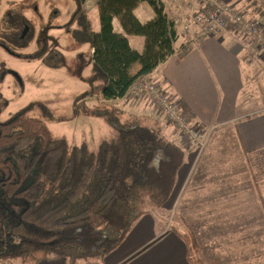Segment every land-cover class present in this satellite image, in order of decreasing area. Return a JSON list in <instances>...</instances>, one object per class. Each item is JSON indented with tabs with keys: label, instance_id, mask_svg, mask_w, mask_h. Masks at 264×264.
Listing matches in <instances>:
<instances>
[{
	"label": "trees",
	"instance_id": "16d2710c",
	"mask_svg": "<svg viewBox=\"0 0 264 264\" xmlns=\"http://www.w3.org/2000/svg\"><path fill=\"white\" fill-rule=\"evenodd\" d=\"M73 2L69 31L79 45L88 46V80L105 102L122 99L137 78L151 74L173 54L184 58L191 49L187 42L174 47L178 35L163 0H98V33L89 25L86 0ZM140 2L155 13L144 24L132 13ZM115 17L127 34L145 38L141 53L114 32ZM13 37L18 40L21 30ZM50 61L43 63L50 66ZM137 62L140 68L130 76L127 69ZM4 74L0 64V84ZM5 106L0 98V111ZM106 107L87 111L102 116L115 134L100 141L96 150L52 137L47 125L21 111L0 121V262L100 260L121 244L139 217L170 199L185 159L183 149L163 136L157 120L144 125L117 107ZM91 219L119 235L101 232ZM180 238L190 263L205 264L193 233L188 230Z\"/></svg>",
	"mask_w": 264,
	"mask_h": 264
},
{
	"label": "crops",
	"instance_id": "0c3cea01",
	"mask_svg": "<svg viewBox=\"0 0 264 264\" xmlns=\"http://www.w3.org/2000/svg\"><path fill=\"white\" fill-rule=\"evenodd\" d=\"M225 1L249 19H258L255 10L248 8V0ZM174 5L164 3L166 16L170 20L183 18L182 6L176 9ZM92 9L89 24L98 33V6L93 5ZM132 13L141 24L155 14L147 2L138 3ZM179 22L175 24L178 37L174 47L178 49L187 42L190 51L182 59L173 54L151 76L177 102L181 113L210 137L201 150L187 145L180 132L147 99V104L136 106L137 116L151 122L157 116L165 121L164 127L158 122L163 136L183 149L185 159L179 167L173 193L165 206L139 217L121 244L104 258L79 260L76 264H191L186 244L180 238L188 229L197 240L204 263L264 264V67L248 63L249 55L257 54L258 44L237 32L233 23L207 35L199 26L183 33ZM111 23L114 32L127 38L130 48L143 51L144 37L127 34L116 17ZM139 68V62L132 64L127 73L133 76ZM205 192L212 199H220L216 208L209 206L207 196H203ZM176 203L180 216L188 212L195 217L192 221L202 223L194 226L181 223L186 230L167 229L160 223L156 227L162 218L157 213L161 209H174ZM204 215L213 216L200 218ZM213 219L227 233L221 235L218 228L205 224ZM224 238H228V248L222 259V254L218 256L217 240ZM50 263L53 264L51 260L47 262Z\"/></svg>",
	"mask_w": 264,
	"mask_h": 264
},
{
	"label": "rangeland",
	"instance_id": "374dc122",
	"mask_svg": "<svg viewBox=\"0 0 264 264\" xmlns=\"http://www.w3.org/2000/svg\"><path fill=\"white\" fill-rule=\"evenodd\" d=\"M252 1L254 3L250 0L246 1L248 8L253 12L255 10V16L264 28V0ZM191 4V0L181 1L182 17L185 18L189 13ZM93 5L97 7L98 0L86 1L84 10L87 17L89 15L92 17ZM253 5L254 8L251 7ZM74 8L73 0H0V64L5 67V74L0 84V98L7 102L0 111V121L4 122L21 111L29 118H36L47 125L52 137H65L70 145L78 146L84 143L90 150H96L100 141L115 134L105 123L104 118H101L102 116L99 117L94 113L89 115L90 112H87L89 109L96 110L99 106L100 108L107 106L106 108L111 110L112 107H117L131 115L129 120L137 118L142 124L151 125L149 119L136 115L139 114L138 109L137 112L135 111L140 103L147 104L146 99L149 104L151 103L145 95L134 98L126 93L122 99L110 102H105L96 96L98 89L88 80L92 73L88 46L79 45L69 31ZM17 30H21V37L13 40ZM40 50L44 51V56H36ZM48 58L51 60L50 66L43 63L44 59ZM85 92H91L93 96L89 95L88 98ZM251 97V100H254V97ZM156 118L164 127L165 121L158 119L157 116ZM205 193L207 194L203 196H207L209 206L217 207L220 204L219 198L212 199L209 192ZM173 208L167 211L161 209V213H157L162 218L159 222L156 220V227L164 225L167 229L176 227L186 230L181 223L185 222L192 226L202 223L192 221L195 217L190 216L188 212L181 213L180 216L177 210L178 204L173 205ZM211 216L213 215H204L200 218H211ZM216 219L205 224L214 229L218 228V233L221 235L223 232L227 233V229L223 226L216 225ZM91 220L101 232L111 237L119 235L118 231L107 229L101 221ZM217 245H219L217 250L220 251L218 256L222 254L220 258L224 259L228 238L218 239ZM51 261L53 264H68L65 258ZM225 263L222 261L221 264ZM0 264H6V261L1 260ZM10 264H20V261L13 259ZM38 264H47V262Z\"/></svg>",
	"mask_w": 264,
	"mask_h": 264
},
{
	"label": "built area",
	"instance_id": "2783aa9c",
	"mask_svg": "<svg viewBox=\"0 0 264 264\" xmlns=\"http://www.w3.org/2000/svg\"><path fill=\"white\" fill-rule=\"evenodd\" d=\"M182 0H164L165 4H176L175 8H181ZM192 6L185 18H176L174 24L183 27V33L192 31L195 26H199L204 34H213L223 30L229 23L235 25V30L242 35L249 37L251 41L258 44L257 54L249 55L250 64L260 63L264 67V31L258 19H249L245 13L235 9L225 0H191ZM131 97L138 98L145 95L150 103L158 108L165 119L180 132L187 145L197 146L203 149L208 140V134L195 125L189 117L181 113L177 102L173 101L163 88L158 84L151 74L137 78L129 88Z\"/></svg>",
	"mask_w": 264,
	"mask_h": 264
},
{
	"label": "flooded vegetation",
	"instance_id": "af4514ba",
	"mask_svg": "<svg viewBox=\"0 0 264 264\" xmlns=\"http://www.w3.org/2000/svg\"><path fill=\"white\" fill-rule=\"evenodd\" d=\"M6 105H7V102H6ZM2 111V110H1Z\"/></svg>",
	"mask_w": 264,
	"mask_h": 264
}]
</instances>
